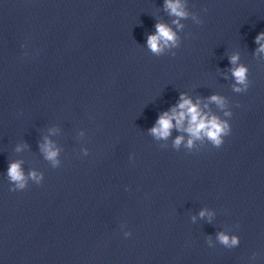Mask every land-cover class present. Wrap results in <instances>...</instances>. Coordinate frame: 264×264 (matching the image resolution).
<instances>
[{
  "label": "clouds",
  "instance_id": "clouds-1",
  "mask_svg": "<svg viewBox=\"0 0 264 264\" xmlns=\"http://www.w3.org/2000/svg\"><path fill=\"white\" fill-rule=\"evenodd\" d=\"M164 8L169 16L175 17L172 24L176 26V30L165 22H157L155 25V33L149 34L147 37V47L156 56L161 55L164 51L179 47V36L177 30H182L184 25L181 20L187 19L189 12L186 8L185 0H164ZM193 19L200 23L197 17ZM255 43L258 45L257 54H264V32H260L255 37ZM175 55V53H173ZM239 55L233 54L229 57L233 67L230 69L232 77L235 81L233 91L237 93L246 92L249 87L248 68L239 63ZM209 100L215 103L220 108L225 107V99L219 95H212ZM207 107V105H205ZM225 116H231V112H225ZM173 128L186 132L189 136L186 147L191 149L194 142L197 140L207 139L214 147H220L224 142V137L229 135L231 128L228 120H223L220 117L205 112L200 107L199 101L193 102L186 94L181 93L180 100L177 105L172 107L170 111H165L160 114L156 124L149 130L150 133L157 139H167L171 135ZM184 137L178 136L174 141V147L179 148ZM45 159L52 162L53 167L59 164L57 159L59 150L54 147L53 143L47 138L40 146ZM21 148L18 146L17 151ZM22 161H13L9 163L7 176L11 190H24L28 186L29 180L35 184H40L43 181V174L37 173L35 170L24 172ZM205 211H201L200 216H205ZM130 235V233H125ZM217 239L226 247H235L240 241L237 236H229L223 232L218 233Z\"/></svg>",
  "mask_w": 264,
  "mask_h": 264
}]
</instances>
